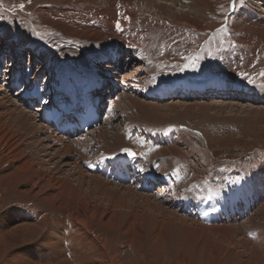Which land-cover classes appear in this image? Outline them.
<instances>
[{
  "label": "rangeland",
  "instance_id": "374dc122",
  "mask_svg": "<svg viewBox=\"0 0 264 264\" xmlns=\"http://www.w3.org/2000/svg\"><path fill=\"white\" fill-rule=\"evenodd\" d=\"M80 1L85 3L89 0H0V27L11 32L8 33V43L0 45L4 65L1 67L0 84L6 76L15 78L17 75L16 79H21V87L14 90L6 87L13 97H21L19 94L25 88H33L32 84H35L42 95L47 96L44 97L47 105L56 108L59 100L52 95H59L62 103L68 98L55 90V82L59 78L53 75L47 64L56 69L62 65L76 68L79 63L84 66L77 58L78 54H84L90 62L95 56H101L100 66L109 65L107 55L117 52L118 42L106 40L95 43L86 35H73L72 31H67L69 22L80 32L86 29L80 20L72 19L73 13L68 15L67 11L75 7L72 10H76L81 19L85 12L82 7H86L87 3L81 5ZM197 5L207 8L203 16L194 12ZM250 5L255 4L249 0H235V3L233 0H182L175 6L167 0H153L144 8L135 7L129 12L120 6L114 8L116 24L120 26L118 30L130 27L134 32L141 28L145 30L143 34H133L140 41L136 44L135 52L138 54L132 55L135 61L132 67L124 66L128 52L117 53L118 61L115 63L120 67V80L122 83L126 80L123 84L130 90L126 91V95L115 91L117 106L110 108V115L102 126L109 137L114 138L119 133L125 135L128 146L124 149L131 148L137 156H133L135 163L127 167L123 159L118 163L119 157L103 165L94 158L88 163L98 167L102 165L109 170L118 169L117 173L126 167L132 173L131 184L136 193L125 189H120V193L124 194L125 201H130L139 210L156 209L166 217L176 213L187 218L188 222L196 220L198 226H207L204 218L213 220L214 224L224 221L234 230L239 249L243 252L246 249L247 254L252 252L253 247L264 253V215H256L264 206V76L260 75L264 72V23L243 14ZM103 9L106 21L113 6L111 10L105 6ZM92 23L95 21L92 20ZM110 23L106 22L108 30L104 31H111ZM18 36L23 40H19ZM3 37L4 34L0 33V43ZM19 42L22 43V55L17 52ZM140 45L146 46L143 47L144 53L140 52ZM43 58L49 59L50 63L46 64ZM24 68L29 71L28 81L21 73ZM124 72L135 76V83L123 77ZM139 80L143 86L138 84ZM249 80L254 82L249 83ZM106 85L110 83L101 84V90ZM229 88L234 89L237 95L217 97L216 92ZM107 96L105 94L104 97ZM37 103L43 104L35 97L30 98L28 106L24 101L22 104L28 111L36 113L30 107ZM137 139L144 140V144L136 146ZM30 141V149L25 151L33 156L38 153L43 158L37 149V141ZM174 144L179 150L176 154L169 149ZM100 150L99 146L93 145L87 147L86 152L94 156ZM162 157L170 159L171 170L161 168ZM61 167L68 176L70 167L63 163ZM149 169L154 181H149L142 174V170L147 172ZM169 182L176 183L172 188L175 191H167ZM145 184H151L153 188H146ZM144 190L149 203L145 202V195L141 193ZM184 191L188 200L181 195ZM0 196L4 194L0 193ZM227 198L231 199L229 205L234 201L232 217L230 209L226 210L229 213H222ZM242 199L248 209L243 214L239 208ZM194 201H200L199 212L191 205ZM217 209L221 213H217ZM217 214L221 219L218 220ZM195 215L199 218H193ZM229 218H232L230 222ZM242 239L244 243H241ZM17 250L14 248L11 252L15 254ZM222 252L220 250L216 257L208 244L202 249L192 244L178 245L165 249L161 258L165 263L170 260L166 264H228L229 261L241 264L238 258ZM4 255L0 252V264H6ZM145 258L144 262L124 256V263L160 264L150 252H146ZM261 258L264 259V256Z\"/></svg>",
  "mask_w": 264,
  "mask_h": 264
},
{
  "label": "bare ground",
  "instance_id": "6f19581e",
  "mask_svg": "<svg viewBox=\"0 0 264 264\" xmlns=\"http://www.w3.org/2000/svg\"><path fill=\"white\" fill-rule=\"evenodd\" d=\"M152 1L89 0L85 3L80 1L79 4L81 5L87 3L86 7H82L85 12L82 14L81 19L79 13L72 10L75 7L67 10L68 15L73 13L72 19L80 20V24L86 28L83 32H80L76 26L69 22L67 25L69 33L72 31L73 35H86L87 38L93 39L95 43L113 40L115 43L118 42L119 46L116 48V53L107 55L109 65L103 66H100L101 56H95L96 58H92V62H90V58L77 53L78 60L84 63V66L81 63L76 68H67L62 65L59 66L60 69L47 64L50 63L49 59L43 58L46 64L50 65L53 75L59 78L55 82V90L58 91V94L65 95L69 99L68 104L67 101L62 103L59 95H53V97H58L59 102H57V105L63 111L62 114H57V117L54 113L51 119L52 122L49 123L46 118H42L43 109H40L38 104L33 108L37 111L36 113L28 111L22 104L24 101L23 95L29 98L41 95L40 91L35 89L37 88L35 84H32L33 88H25L19 94L21 96L19 98L13 97L6 88L7 86L21 87V79H16L18 78L17 75L15 78L6 76L4 82L0 84V109L6 108L0 111V193L4 194V196H0V252L5 254L6 264H125L124 256L145 262L146 252H150L152 257L157 259L160 264H166L170 260L165 263V260L161 258L165 249L171 246L178 247V245L191 246V244L198 249L206 247L207 244L209 247L212 246V251L217 254L216 257L218 252L222 250V254L227 255L229 253L232 257L238 258L241 264H262L264 259L261 257L264 256V253L256 247H253L252 252L249 254L246 253V249L244 252L241 251L238 240L234 239V230H231V227L227 226L228 224L226 225L224 221L219 220L221 218L218 214V223L214 224L213 220L210 221L211 219L204 218L208 223L207 226H198L196 220L191 219L188 222L187 218L180 217L181 215L178 216L176 213L166 217L164 213H158L155 208L154 211L139 210L130 201H125L123 199L124 194L120 193V189L134 192L133 184H131L133 180L132 173L126 167L136 161L133 157L125 156L124 151L126 148L124 149V146H128L125 135L119 133L114 138L109 137L102 125L86 133L77 131L78 133L69 134L59 131L60 125L58 123L62 120L63 115H68V119L62 121L61 124L68 125L73 120L71 113L75 108L81 109L86 106L78 101L77 97L85 95L90 100L89 96L95 94L97 98H100L103 95L101 84L104 82H109L112 90L118 91L121 95H126V91L130 90L124 85L126 80L123 82L124 84L120 80L121 71L115 63V61H118L116 56L119 52H128L126 53L127 58L124 66L130 65L132 67L135 64L132 55L138 54L135 52L137 50L136 44L137 41H140L134 38L133 34H140V32L143 34L142 31L145 28L136 29L135 32L130 30L131 27L130 29L118 30L116 24L117 13L114 8L120 6L129 12L135 7L144 8ZM179 1L182 0H167L168 3L175 6L178 5ZM249 1L255 5L247 6L243 14L245 16L249 14L254 19H259L264 23V0ZM104 6L110 10L113 6V10L110 11L111 16L106 21L104 20V17L107 16L106 11L103 9ZM206 9L202 5H197L194 12L203 16ZM92 20L95 21L94 24ZM106 22H111V31L109 32L104 31L108 30ZM9 30L0 27V33L4 34L0 43L1 46L8 43L11 34ZM6 34L8 37H6ZM18 38L21 41L23 40L20 36ZM21 44L19 42V46H17L19 50L17 52L20 55H22ZM143 47L146 46H141L140 52H143ZM43 56L45 55L43 54ZM3 66L0 57V72ZM142 67L144 66L142 65ZM143 69L142 71H144ZM21 71V73H24L26 81H28L30 79L28 76L29 71H26L25 68ZM127 73L124 72L123 77L133 80L135 83V76ZM138 84L143 86V82H140V80ZM76 89H81V91L77 93ZM232 94L237 95L236 91L231 88L216 92L217 97ZM20 100L23 101L20 103ZM109 102L112 107L117 106L116 98H112ZM47 106L50 107L45 102L43 108H48ZM39 111L40 113H38ZM109 123L112 124L111 119ZM94 133H98V136H94ZM30 140L37 141V149L43 158L38 153L33 156L25 151L30 149ZM143 141L137 139L135 141L136 146L144 144ZM93 145L101 148L99 152L94 154L95 157L91 156L90 153L88 154V151L86 152L87 147ZM177 148L178 146L174 144L169 149H172L173 154H176L179 151ZM60 153L62 154L60 155ZM133 153L136 155V152ZM118 157V163L123 159L126 166L124 168L126 169L123 168L117 173L118 169L110 168L111 170H109L102 167L107 159ZM93 158L98 161V164L102 165L99 167L89 165L88 163H91ZM166 158L160 162L161 168L171 170L170 159ZM176 160L178 161V159ZM61 163L68 165L72 170V172L69 171L68 176L63 173ZM151 172L150 169L147 172L142 170V174L149 181H154V177H150ZM75 173L77 177H75ZM87 178L89 179L86 184ZM127 178L128 182H126ZM74 181H77V183ZM175 184L169 182L167 191L174 190L172 188ZM150 185H147L146 188H151ZM141 193L145 195V202L149 203L150 199L145 190ZM181 195L188 200L186 191ZM230 200L229 198L225 200V212L222 211V213L226 214L228 212L226 210L230 209L231 212L228 213L232 217V213L235 212L232 208L234 201L232 200V205H229ZM243 202L242 199L240 207L238 206L242 209V214L248 210L247 205ZM191 205L196 208L197 212L200 211V201H194ZM263 207L261 213L257 212L256 215H264ZM220 211L219 209L216 210L217 213H221ZM193 218L199 217L195 215ZM231 219H228L229 222ZM65 221L68 222L64 223ZM263 228L257 229L261 230ZM188 241L190 242L188 243ZM242 241L244 239L241 240V243H244ZM223 244H225V247H223ZM14 248H18L14 252L15 254L11 252ZM262 249L264 248L262 247ZM165 259L168 258L165 257ZM227 263L231 264V261Z\"/></svg>",
  "mask_w": 264,
  "mask_h": 264
},
{
  "label": "snow or ice",
  "instance_id": "6c2138e0",
  "mask_svg": "<svg viewBox=\"0 0 264 264\" xmlns=\"http://www.w3.org/2000/svg\"><path fill=\"white\" fill-rule=\"evenodd\" d=\"M233 3H235V0H233ZM23 7V5H21V8ZM0 18H2V17H0ZM119 24H117V28L119 29ZM193 67H195V65L193 64L192 65ZM261 76H264V72H262L261 74H260ZM254 81H252V80H249V83H253ZM125 151H128L127 149L125 150ZM129 154L130 155H132V153L131 152H129Z\"/></svg>",
  "mask_w": 264,
  "mask_h": 264
},
{
  "label": "water",
  "instance_id": "95a60500",
  "mask_svg": "<svg viewBox=\"0 0 264 264\" xmlns=\"http://www.w3.org/2000/svg\"><path fill=\"white\" fill-rule=\"evenodd\" d=\"M128 151H125V154L129 155V156H134L135 154L133 153V151H131V149H127ZM129 152L132 153V155L129 154Z\"/></svg>",
  "mask_w": 264,
  "mask_h": 264
}]
</instances>
